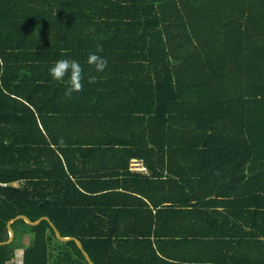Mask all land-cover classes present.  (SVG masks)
Segmentation results:
<instances>
[{"label": "trees", "instance_id": "trees-1", "mask_svg": "<svg viewBox=\"0 0 264 264\" xmlns=\"http://www.w3.org/2000/svg\"><path fill=\"white\" fill-rule=\"evenodd\" d=\"M131 157L152 171V192L163 170L181 178L166 201L201 204L190 229L216 255L226 235L257 247L264 0H0V241L10 218L46 215L95 264L168 263L149 239L152 221L140 236L113 229L114 198L129 195L108 190ZM218 203L245 205L231 215L247 216L246 229L212 217L224 215ZM11 225L33 233L23 264H46L53 249L52 264H89L47 219ZM12 252L13 241L0 243V264Z\"/></svg>", "mask_w": 264, "mask_h": 264}, {"label": "crops", "instance_id": "crops-1", "mask_svg": "<svg viewBox=\"0 0 264 264\" xmlns=\"http://www.w3.org/2000/svg\"><path fill=\"white\" fill-rule=\"evenodd\" d=\"M134 160L138 161V165H143L145 169L132 166V161ZM128 163L127 175L130 178L125 182L126 185L122 184L124 182L122 178L128 177L124 174L126 170L117 165V167L115 166L113 177L120 178L119 184L115 185L119 187H113L108 190L113 193L126 192L129 195L127 197L116 195V199L114 198V200L119 201L118 210L120 212L116 213L115 211L112 215L115 223L113 229L115 230V227L124 228L130 235L140 236L138 232L149 229L148 226H143L142 224L152 221L149 239L154 245L157 254L168 263H159L158 258L154 255L143 257V260H151L153 264H201V260L204 259L211 260L207 264H264V236L259 238L261 242L257 247L252 248L248 240L246 241V237L240 240L236 234L232 236L226 235L225 251L221 256L216 255L212 250L214 245L211 244L207 247L210 241L204 242L202 236L196 233L194 229H190V226L194 225V223L199 224L202 222L200 216L201 204L182 206L166 201L168 199L169 187L178 188V184L182 182L181 178L173 176L170 182L169 175L163 170L159 176L163 180L159 182V186L154 183L156 189L152 192V171L147 168L143 160L138 157H131ZM131 175H135L134 179ZM85 191H91V187L85 188ZM141 192H148L149 194ZM123 202H127V205H120ZM218 204H220L217 206L218 209L222 210L224 215L222 213L212 215L211 212H208L212 217L214 216L220 220L224 219L226 222H231L232 220L240 222L241 225L235 228L237 233L242 232L244 228L246 229L245 220L248 219L247 216L239 219L231 215V213H235V209L240 210L241 206L245 207V205H241L240 203H235V205L228 203ZM221 204L224 205L221 206ZM205 209L211 210L212 206ZM16 230L13 229L14 234L10 240V242L13 241V254L6 261V264H23L24 250L31 244L33 233L22 231L21 226H17ZM154 230L158 234L157 236L154 235ZM57 239L64 241L59 238ZM229 240L230 243H227ZM236 245L238 246L236 247ZM55 258L56 249L50 250L49 260L46 264H52ZM249 261H254V263H248Z\"/></svg>", "mask_w": 264, "mask_h": 264}, {"label": "water", "instance_id": "water-1", "mask_svg": "<svg viewBox=\"0 0 264 264\" xmlns=\"http://www.w3.org/2000/svg\"><path fill=\"white\" fill-rule=\"evenodd\" d=\"M19 218L24 219V220H25L27 223H29V224H36V223L39 222L41 219H47V220L49 221V224H50L51 227L53 228L54 233H55V235H56L57 238H59V239H61V240L74 239V240L76 241L78 247H79L80 250L82 251L83 255L85 256L86 260L88 261V263H89V264H95V263L91 260L89 254H88V253L86 252V250L83 248L82 243H81V241H80L78 238H76V237H74V236H63V235H61V233H60V231L58 230V228L53 224V222L50 221L49 217H48V216H45V215L39 217V218L36 219V220H31V219H30L27 215H25V214H18V215H16V216H14L13 218H10V219L7 221V223H6V225H7V229H8V238H7L5 241H0V243H8V242H10V240L12 239L13 234H14V231H13V228H12V226H11V223H12L13 221H15L16 219H19Z\"/></svg>", "mask_w": 264, "mask_h": 264}, {"label": "built area", "instance_id": "built-area-1", "mask_svg": "<svg viewBox=\"0 0 264 264\" xmlns=\"http://www.w3.org/2000/svg\"><path fill=\"white\" fill-rule=\"evenodd\" d=\"M132 166L138 167L140 169H145V167L143 165H138V161H136V160L132 161Z\"/></svg>", "mask_w": 264, "mask_h": 264}, {"label": "rangeland", "instance_id": "rangeland-1", "mask_svg": "<svg viewBox=\"0 0 264 264\" xmlns=\"http://www.w3.org/2000/svg\"><path fill=\"white\" fill-rule=\"evenodd\" d=\"M14 184H18V182H15Z\"/></svg>", "mask_w": 264, "mask_h": 264}, {"label": "bare ground", "instance_id": "bare-ground-1", "mask_svg": "<svg viewBox=\"0 0 264 264\" xmlns=\"http://www.w3.org/2000/svg\"><path fill=\"white\" fill-rule=\"evenodd\" d=\"M46 216V215H45Z\"/></svg>", "mask_w": 264, "mask_h": 264}]
</instances>
